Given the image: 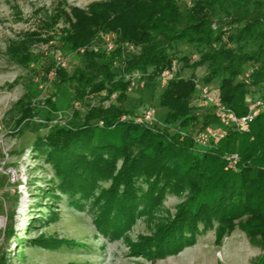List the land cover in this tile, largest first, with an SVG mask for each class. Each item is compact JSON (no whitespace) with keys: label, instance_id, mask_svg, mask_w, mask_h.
Returning a JSON list of instances; mask_svg holds the SVG:
<instances>
[{"label":"trees","instance_id":"16d2710c","mask_svg":"<svg viewBox=\"0 0 264 264\" xmlns=\"http://www.w3.org/2000/svg\"><path fill=\"white\" fill-rule=\"evenodd\" d=\"M71 11L76 22L65 40L74 49H84L87 69L93 73L80 71L68 77L63 69L54 68L56 76L63 83L75 84L76 103L106 92V99L116 95L118 104L94 106L82 124L56 128L39 139L37 146L48 150L62 188L71 195L95 196L99 182L111 180V186L96 197L100 208L97 222L115 239L130 229L141 213V203L157 205L167 191L187 190L186 201L175 217L149 245L144 239L131 246L135 253L155 258L174 255L213 228L215 244L221 246L236 229V221L247 216L238 226L252 243L261 245L258 264H264V111L238 128L220 124L214 109L206 108L210 115L199 124L192 114L193 98L197 91L201 95L196 76L186 79L176 73L159 96L158 106L168 110L166 127L138 123L124 105L131 81L117 79L112 71L114 59L123 56V49L119 46L102 65L96 58L105 53L87 50L98 32L115 33L120 41L139 49L125 59V74L141 72L153 94L157 80L172 72L175 62L194 70L204 67V87L216 84L213 95L242 117L251 104H264V0H198L184 11L178 0H106L92 4L87 11ZM61 15L70 21L65 12ZM178 45L199 49V59L178 58ZM21 49L27 51L28 47ZM259 93L263 100L248 103V98ZM31 115L27 110L22 121ZM192 123L194 131L218 124L226 135L202 150L191 133L184 134ZM232 161L235 168H228ZM141 180L146 191L137 186ZM30 226L36 227V221Z\"/></svg>","mask_w":264,"mask_h":264},{"label":"rangeland","instance_id":"374dc122","mask_svg":"<svg viewBox=\"0 0 264 264\" xmlns=\"http://www.w3.org/2000/svg\"><path fill=\"white\" fill-rule=\"evenodd\" d=\"M104 1L0 0V263L258 264L263 254L261 245L252 243L238 226L247 216L236 221V229L221 246L215 244L213 228L198 235L194 245L174 255L155 258L135 253L131 246L144 239L149 240V245L157 232L175 217L188 191H167L157 205L148 207L149 204L141 203V213L136 215L130 229L120 239H115V235L104 232L97 222L100 208L96 197L102 189L111 186V180H101L95 196L86 197L75 192L71 195L62 188L48 159V150L38 148L39 139L56 128L82 124L92 107L118 104L117 96L107 100L106 92L89 95L76 103L73 99L75 84L61 82L54 70L63 69L68 77L80 71L93 73L87 69L84 49H74L65 38L73 33L72 23L76 22L72 8L87 11L92 4ZM197 1L178 0V4L184 11ZM62 12L69 15L70 21L61 15ZM105 34L98 32L87 50L93 51L94 43ZM117 39L118 48L120 46L124 52L114 59L112 71L117 79L124 77L131 81L125 107L135 118L143 117L148 108L154 109V125L164 129L168 110L159 107L158 102L167 80L162 75L153 94L141 72L125 74V59L138 54L139 49ZM22 46L28 50L21 49ZM177 51L178 58L187 56L196 61L200 57V50L190 45H178ZM104 53L96 58L99 65L113 57V52ZM176 73L186 79L194 74L199 89L205 86L204 67L194 70L175 62L172 75ZM207 87L212 94L216 93V84ZM253 99L263 100L261 93L248 98V103ZM192 107L199 124L210 115L199 91ZM27 110L32 111V115L22 121ZM260 110L264 111V104ZM194 124L185 135L193 133ZM209 126L220 129L218 124ZM235 161L228 168H235ZM137 186H142L143 191L147 189L142 180ZM33 220L36 227L31 228ZM214 224L216 226V222ZM202 227L200 225V229ZM27 238L31 241L24 243ZM260 239L259 236L257 240Z\"/></svg>","mask_w":264,"mask_h":264},{"label":"built area","instance_id":"2783aa9c","mask_svg":"<svg viewBox=\"0 0 264 264\" xmlns=\"http://www.w3.org/2000/svg\"><path fill=\"white\" fill-rule=\"evenodd\" d=\"M115 33H106L99 37L98 41L94 43L92 49L94 52H106L112 53L118 48V39ZM174 70V69H173ZM172 72L167 71L163 74L166 80L172 77ZM201 99L203 101V106L205 108L211 107L214 109L216 117L221 120L225 125H233L235 127H242L248 125L258 116L260 106L262 102L257 101L250 105L249 113L245 116H236L226 105H224L221 100L213 95L208 87L201 88ZM155 110L148 108L143 112V117L137 118L136 122L142 123L148 126H153L154 123ZM102 124V123H101ZM195 145L200 149H205L209 147L212 143H216L225 137L226 133L222 129H214L212 127H205L202 129H197L191 134ZM234 159L237 157L234 156Z\"/></svg>","mask_w":264,"mask_h":264}]
</instances>
